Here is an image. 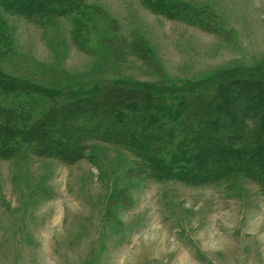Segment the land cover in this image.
<instances>
[{
  "label": "rangeland",
  "instance_id": "1",
  "mask_svg": "<svg viewBox=\"0 0 264 264\" xmlns=\"http://www.w3.org/2000/svg\"><path fill=\"white\" fill-rule=\"evenodd\" d=\"M180 1L191 7L188 19L144 0H83L72 14L37 21L0 2V72L82 96L109 80L264 72V0ZM85 148L73 162L0 154V264H264V190L255 177L187 183L136 171L135 152L121 144L97 139Z\"/></svg>",
  "mask_w": 264,
  "mask_h": 264
},
{
  "label": "trees",
  "instance_id": "2",
  "mask_svg": "<svg viewBox=\"0 0 264 264\" xmlns=\"http://www.w3.org/2000/svg\"><path fill=\"white\" fill-rule=\"evenodd\" d=\"M0 2L37 21L69 15L83 6V0ZM144 2L170 18L188 19L191 13L190 5L180 0ZM260 72L229 69L212 79L179 84L109 80L102 83L101 92L87 96L74 90L45 91L25 77L0 72V154L32 153L73 162L82 158L89 141L103 139L133 150L134 169L150 176L199 184L245 173L259 180L264 190ZM71 94L76 98L69 99ZM93 121H98V128ZM218 125L224 128L220 136ZM86 127L89 133H77ZM208 127L212 128L203 132Z\"/></svg>",
  "mask_w": 264,
  "mask_h": 264
}]
</instances>
